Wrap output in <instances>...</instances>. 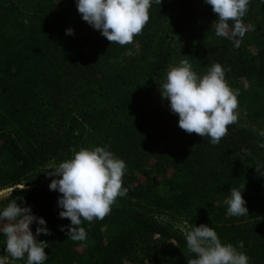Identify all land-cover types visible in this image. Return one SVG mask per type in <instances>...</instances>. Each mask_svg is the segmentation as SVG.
Masks as SVG:
<instances>
[{
	"label": "trees",
	"instance_id": "obj_1",
	"mask_svg": "<svg viewBox=\"0 0 264 264\" xmlns=\"http://www.w3.org/2000/svg\"><path fill=\"white\" fill-rule=\"evenodd\" d=\"M149 16L120 46L83 21L77 0H0V186L13 187L0 211L16 200L45 219L44 264H187L195 256L185 235L154 210L213 227L221 243L264 264V175L255 169L264 165V0H250L239 48L215 35L205 0H153ZM185 59L198 77L219 63L258 129L229 125L217 145L180 129L160 86ZM96 147L125 162L128 192L103 220L83 221L87 238L75 242L60 230L71 224L59 217L62 194L19 184ZM242 186L248 215L229 216L224 201Z\"/></svg>",
	"mask_w": 264,
	"mask_h": 264
},
{
	"label": "clouds",
	"instance_id": "obj_2",
	"mask_svg": "<svg viewBox=\"0 0 264 264\" xmlns=\"http://www.w3.org/2000/svg\"><path fill=\"white\" fill-rule=\"evenodd\" d=\"M218 16L212 24L215 35L232 41L239 48L248 27L243 17L248 12L250 0H205ZM153 0H77V10L83 21L87 22L108 41L125 46L132 44L134 37L142 33L149 22V9ZM161 5L162 0H155ZM232 28L230 30V24ZM66 35H74L73 29H67ZM162 98L170 102V110L179 116L178 126L188 134L209 137L213 145L219 144L227 135L228 126L237 123L238 92L231 89L225 81V70L219 64L212 65L207 74L198 77L187 59L176 66H169L166 82L160 86ZM264 136V132H261ZM195 147V146H194ZM193 147V148H194ZM260 147H264L261 144ZM126 164L104 147L94 150L81 148L73 158L49 165L47 176L52 179L51 191H58L61 197L58 206L61 219L70 220L65 232L70 240L84 241L87 233L82 222L103 220L111 211L118 197L127 195L123 187ZM264 175V165L255 167ZM240 188H231L225 199L227 215L243 217L248 215ZM12 189L0 191L4 198ZM211 217V213H210ZM0 221H6L0 232L6 238V255L0 257V264H13L27 255L26 264H44L48 259L45 249L48 242L38 240L40 235H51L42 217L32 214L30 207H24L12 200L0 211ZM36 223L35 235L30 225ZM188 250L195 258L187 264H249V257L231 244H222L217 232L208 225L193 226L184 233ZM68 239V240H69ZM243 248V241L238 242ZM9 257L12 258L9 261Z\"/></svg>",
	"mask_w": 264,
	"mask_h": 264
},
{
	"label": "rangeland",
	"instance_id": "obj_3",
	"mask_svg": "<svg viewBox=\"0 0 264 264\" xmlns=\"http://www.w3.org/2000/svg\"><path fill=\"white\" fill-rule=\"evenodd\" d=\"M178 64H179V62H176L175 64H172V66H176ZM166 74L163 77L164 78L163 83L166 82ZM166 105H169V107H170V102L167 101ZM236 111L238 113V121H237L238 124H245L249 127L252 126V127L256 128L255 124L248 122V120H249L248 116L250 115L249 111L245 110L241 106H239ZM256 129H258V128H256ZM54 166H58V165H54ZM48 171H49V166L45 169V173L36 182H32L31 184H28L27 182L23 181L19 185L21 187H27V188L31 187V188H34V189L40 190V191L41 190H50L49 185L51 183V180L52 179H58L59 177L49 178L47 176ZM8 188H11L12 191L8 192L4 198H0V206H1V203L6 201L7 198L10 197L13 193V187H11V186L1 187L0 186V191H3V190L8 189ZM152 214H153V216H155V218L159 222L164 223V224H168V225L172 226L174 229L179 230L183 234L185 233V231L190 230L191 227H193V226L198 227V225L192 219L190 221V219H187L186 217H178V216L172 215L171 213L160 211V210H154L152 212ZM238 251H240V250H238ZM3 256H5V255L0 254V257H3ZM11 260H12V258L9 257V261H11ZM13 264H21V263H19L18 261H14ZM249 264H251V263L249 262Z\"/></svg>",
	"mask_w": 264,
	"mask_h": 264
}]
</instances>
